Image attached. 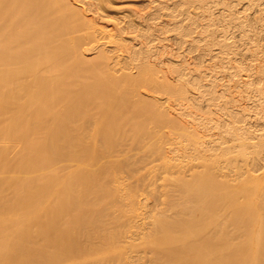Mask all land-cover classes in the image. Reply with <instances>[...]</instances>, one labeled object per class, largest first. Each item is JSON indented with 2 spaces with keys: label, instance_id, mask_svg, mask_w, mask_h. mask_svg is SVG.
Segmentation results:
<instances>
[{
  "label": "bare ground",
  "instance_id": "6f19581e",
  "mask_svg": "<svg viewBox=\"0 0 264 264\" xmlns=\"http://www.w3.org/2000/svg\"><path fill=\"white\" fill-rule=\"evenodd\" d=\"M146 1L149 12L137 21L143 27L122 20L106 28L95 21L105 0H0V264H228L229 251L215 245L231 239L228 208L244 194L220 195L197 184L206 183L203 176L176 178L186 205L169 223L162 208L148 212L125 187L117 157L106 149L146 128L135 120L142 104L153 103L147 119L156 130L176 119L170 98L220 97L215 77L198 69L203 61L228 68L234 44L213 18L223 14L219 19L244 28L245 0ZM247 1V8L264 5ZM256 42L253 56L264 47ZM193 50L197 67L183 56ZM263 55L256 57L257 81ZM242 111L230 115L245 121ZM227 126L225 134L242 130ZM248 139L242 144L255 145ZM262 161L252 163L259 169Z\"/></svg>",
  "mask_w": 264,
  "mask_h": 264
},
{
  "label": "rangeland",
  "instance_id": "374dc122",
  "mask_svg": "<svg viewBox=\"0 0 264 264\" xmlns=\"http://www.w3.org/2000/svg\"><path fill=\"white\" fill-rule=\"evenodd\" d=\"M244 2L242 8H246L244 20L247 23L244 21V28L233 27L231 23L228 25L223 19L226 17L222 16V19H219L223 14L213 18L218 34H225L224 36L229 38L228 41L234 44L233 51L227 55L229 60L226 58V61H229L228 68L214 69L210 61H203L202 67L198 69L206 71V78L215 77L217 85H220L217 89L222 92L220 97L212 102H208L207 97L197 100L192 97L182 104L170 98L166 104L168 109L176 114V119L172 120L173 122H165L156 130L147 119L153 103L142 104L137 109L139 116L138 118L136 116L135 120L145 121L146 128H141L139 133L132 137H117L116 142L110 144L106 151L115 153L117 173L124 178L125 187L133 191L145 210L155 213L162 208L169 223L176 215L175 211L179 210L180 206L186 205L184 198H178L176 178L189 182L193 178L203 176L206 183L199 180L197 184H206L210 190L216 189L220 195L225 192L229 198H237L244 194L245 200L242 204H232L228 208L231 239L227 244L217 243L215 249L229 251L228 264H264V167L256 169L252 163L256 159L264 158V136L255 138L264 130V78L257 81L256 74L259 73L256 71L259 64L256 57L259 58L264 54V47L256 56L252 54L256 40L261 47L264 46V38H261L264 34V12L260 11L264 5L247 8L248 1ZM261 2L264 3V0ZM101 8L95 21L99 27L106 28L114 25L121 27L122 20L139 25L138 15L144 16L147 11L149 12L146 0H105ZM218 19L220 21H217ZM138 25L139 28L142 26ZM242 29L248 30V37H242ZM168 34L169 47L177 48L175 44L177 41L173 42L174 36ZM124 40L128 44L134 43L130 37H124ZM178 52H184V48L179 49ZM196 52L193 50L183 55L187 62L194 63L192 67L199 66L196 65L198 63L195 59L198 54ZM169 56L170 54L165 57V61H172V57L169 59ZM262 59L261 64H264ZM250 65L253 67H250L251 72L250 69L248 70ZM243 67L247 71L243 70ZM168 75L171 76L170 73ZM244 80L251 83L246 88L242 85ZM241 110L247 114L245 121L231 117L230 114ZM181 123L188 132H184ZM227 125L240 127L242 130L225 134L224 130L232 128ZM117 127L123 129L124 125L117 122ZM152 130L154 131L151 132ZM244 130L247 132L245 133ZM247 137H252L248 142L255 145L250 147L242 144ZM204 148L208 150L204 151ZM163 158L166 160L165 165L162 162ZM228 163L230 165L226 167ZM170 165L179 168L172 169L169 168ZM219 167L221 169H218ZM247 171L255 172L254 177H248ZM221 172L227 176L226 179L220 176ZM241 173L242 176L239 175ZM208 211L210 210H205L202 214ZM217 213L218 215H215L220 216L223 211ZM240 225L241 228L238 229ZM246 225L247 228L244 227ZM208 227L203 225L200 226L202 230L196 229V231L202 232Z\"/></svg>",
  "mask_w": 264,
  "mask_h": 264
}]
</instances>
